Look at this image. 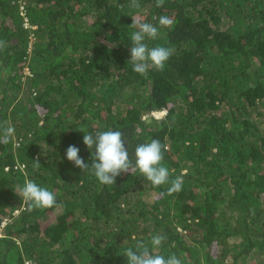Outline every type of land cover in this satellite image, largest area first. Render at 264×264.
Masks as SVG:
<instances>
[{
    "label": "trees",
    "instance_id": "1",
    "mask_svg": "<svg viewBox=\"0 0 264 264\" xmlns=\"http://www.w3.org/2000/svg\"><path fill=\"white\" fill-rule=\"evenodd\" d=\"M138 2L0 0V124L14 128L0 140V264H128L155 234V253L182 264H264V0ZM133 17L158 27L149 47L174 49L163 71H133ZM107 130L133 163L138 145L167 144L169 182L136 169L105 185L67 159L75 145L91 166L85 132ZM26 180L60 206L30 207Z\"/></svg>",
    "mask_w": 264,
    "mask_h": 264
},
{
    "label": "clouds",
    "instance_id": "2",
    "mask_svg": "<svg viewBox=\"0 0 264 264\" xmlns=\"http://www.w3.org/2000/svg\"><path fill=\"white\" fill-rule=\"evenodd\" d=\"M164 3L165 0H156L157 7H162ZM132 7H140L138 0H132ZM132 19L133 23L130 27L137 29L131 33L130 61L133 64V71L142 76H147L151 69L163 71L166 62L174 54V49L164 46L149 47L145 43V39H156L159 34L158 27L145 22L142 18L133 17ZM158 23L161 27L172 28L175 22L173 18L162 15L159 17ZM6 46V42L0 40V49ZM6 124L7 122L0 124V130L3 132L0 140L5 142L14 133V128L5 126ZM83 143L89 149H94L91 166L85 163L79 155L80 149L75 145L68 147L66 151L67 159L83 171L93 170L94 175L102 184H116V178L121 173H133L136 169L153 186H160L169 182V169L162 164L164 152L167 151L168 146L157 139L136 147L135 163L129 157L124 134L121 131L107 130L97 132L95 135L85 132ZM35 163L37 167L41 166L38 161H35ZM182 185L183 176L181 175L171 180V186L167 189V194L171 195L181 191ZM19 192L26 201L31 202L30 207L45 209L60 206L53 191L38 185L32 180H26ZM166 239L167 237L164 235L155 234L148 242L138 241L135 250L132 247L127 248L124 256L127 257L128 264H182V261L175 254L165 258L163 255L155 253L154 250L159 248ZM149 245H151V248Z\"/></svg>",
    "mask_w": 264,
    "mask_h": 264
},
{
    "label": "rangeland",
    "instance_id": "3",
    "mask_svg": "<svg viewBox=\"0 0 264 264\" xmlns=\"http://www.w3.org/2000/svg\"><path fill=\"white\" fill-rule=\"evenodd\" d=\"M26 72L28 73V71H26ZM164 114H165V112L158 113V117L157 118H161Z\"/></svg>",
    "mask_w": 264,
    "mask_h": 264
},
{
    "label": "built area",
    "instance_id": "4",
    "mask_svg": "<svg viewBox=\"0 0 264 264\" xmlns=\"http://www.w3.org/2000/svg\"><path fill=\"white\" fill-rule=\"evenodd\" d=\"M26 264H31V263L28 262V263H26Z\"/></svg>",
    "mask_w": 264,
    "mask_h": 264
}]
</instances>
